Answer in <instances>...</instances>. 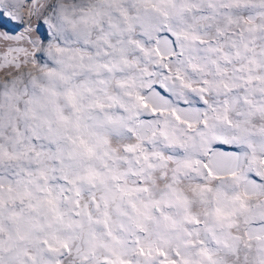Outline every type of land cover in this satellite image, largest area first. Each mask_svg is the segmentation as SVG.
Listing matches in <instances>:
<instances>
[{
  "label": "clouds",
  "instance_id": "clouds-1",
  "mask_svg": "<svg viewBox=\"0 0 264 264\" xmlns=\"http://www.w3.org/2000/svg\"><path fill=\"white\" fill-rule=\"evenodd\" d=\"M0 264H264V0H0Z\"/></svg>",
  "mask_w": 264,
  "mask_h": 264
}]
</instances>
